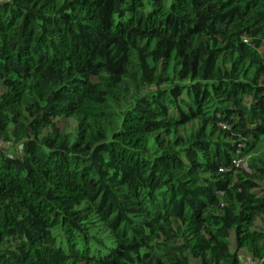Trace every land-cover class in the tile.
Masks as SVG:
<instances>
[{
  "label": "trees",
  "instance_id": "trees-1",
  "mask_svg": "<svg viewBox=\"0 0 264 264\" xmlns=\"http://www.w3.org/2000/svg\"><path fill=\"white\" fill-rule=\"evenodd\" d=\"M0 264H264V0H0Z\"/></svg>",
  "mask_w": 264,
  "mask_h": 264
},
{
  "label": "rangeland",
  "instance_id": "rangeland-1",
  "mask_svg": "<svg viewBox=\"0 0 264 264\" xmlns=\"http://www.w3.org/2000/svg\"><path fill=\"white\" fill-rule=\"evenodd\" d=\"M68 126H69L70 128L72 127V122H71V121L68 122ZM240 163H241V160L238 159V164H240Z\"/></svg>",
  "mask_w": 264,
  "mask_h": 264
}]
</instances>
